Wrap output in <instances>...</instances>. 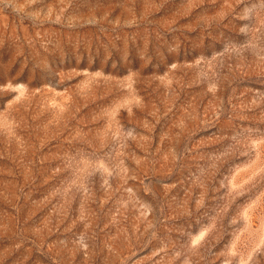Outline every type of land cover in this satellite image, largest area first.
Masks as SVG:
<instances>
[{
    "label": "rangeland",
    "instance_id": "1",
    "mask_svg": "<svg viewBox=\"0 0 264 264\" xmlns=\"http://www.w3.org/2000/svg\"><path fill=\"white\" fill-rule=\"evenodd\" d=\"M0 264H264V0H0Z\"/></svg>",
    "mask_w": 264,
    "mask_h": 264
}]
</instances>
